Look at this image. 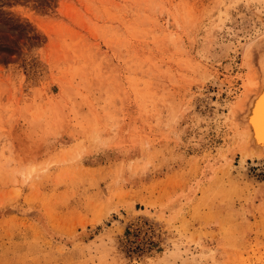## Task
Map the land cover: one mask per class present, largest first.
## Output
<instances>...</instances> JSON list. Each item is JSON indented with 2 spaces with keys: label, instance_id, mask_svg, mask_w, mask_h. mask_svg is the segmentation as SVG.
Here are the masks:
<instances>
[{
  "label": "rangeland",
  "instance_id": "obj_1",
  "mask_svg": "<svg viewBox=\"0 0 264 264\" xmlns=\"http://www.w3.org/2000/svg\"><path fill=\"white\" fill-rule=\"evenodd\" d=\"M257 31L264 0H0V264H264V164L223 160Z\"/></svg>",
  "mask_w": 264,
  "mask_h": 264
},
{
  "label": "bare ground",
  "instance_id": "obj_2",
  "mask_svg": "<svg viewBox=\"0 0 264 264\" xmlns=\"http://www.w3.org/2000/svg\"><path fill=\"white\" fill-rule=\"evenodd\" d=\"M238 48L241 54V66L245 69V74L242 77V88L229 102L225 114V124L235 143L223 155V160L226 164V162L230 163L235 157H238V161L242 165L249 161L264 164V31H257L241 43ZM214 169L217 168L214 167ZM188 198L190 200V197ZM180 205L179 198L174 197L164 208L173 210L176 214V211L180 210ZM160 218L162 217L160 216ZM89 235L88 231L83 230L77 234V238L80 241H85Z\"/></svg>",
  "mask_w": 264,
  "mask_h": 264
}]
</instances>
